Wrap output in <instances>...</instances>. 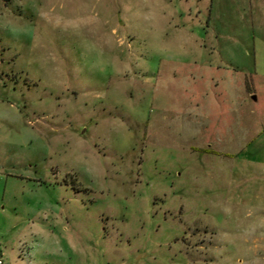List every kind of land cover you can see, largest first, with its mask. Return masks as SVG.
I'll use <instances>...</instances> for the list:
<instances>
[{
	"label": "rangeland",
	"instance_id": "374dc122",
	"mask_svg": "<svg viewBox=\"0 0 264 264\" xmlns=\"http://www.w3.org/2000/svg\"><path fill=\"white\" fill-rule=\"evenodd\" d=\"M0 259L264 264V0H0Z\"/></svg>",
	"mask_w": 264,
	"mask_h": 264
},
{
	"label": "crops",
	"instance_id": "0c3cea01",
	"mask_svg": "<svg viewBox=\"0 0 264 264\" xmlns=\"http://www.w3.org/2000/svg\"><path fill=\"white\" fill-rule=\"evenodd\" d=\"M198 61L194 60L193 64L195 65L193 67V73L191 76V80L192 83L196 82L197 78H201L202 76H205L203 73L201 74L202 71H200V67H197ZM212 68L211 63L209 62V65L207 67L208 71ZM217 69V67H216ZM210 73V72H209ZM212 72L209 74V76L211 77ZM212 79V78H211ZM214 84H217V80H214ZM189 94H190V102L186 107H183L184 109H186V112H188V116H190L193 119V122L195 124H199L201 125L202 121L205 124L207 123L208 126L211 128L210 131V137H212L211 140H209V142L211 143H218V142H227L228 140H232L231 137H229L228 139H225V136H229L230 133V129L226 127H223L226 123L225 120H223L222 118V111L223 109H221L219 104H212L211 102H200L201 100H203L202 95H206L207 92H201V90H199L196 86H193L192 88H190L189 90ZM253 95H251V98ZM254 99V98H253ZM242 102V101H241ZM202 120V121H201ZM223 127V129H222Z\"/></svg>",
	"mask_w": 264,
	"mask_h": 264
},
{
	"label": "built area",
	"instance_id": "2783aa9c",
	"mask_svg": "<svg viewBox=\"0 0 264 264\" xmlns=\"http://www.w3.org/2000/svg\"><path fill=\"white\" fill-rule=\"evenodd\" d=\"M0 264H2V261H1V259H0Z\"/></svg>",
	"mask_w": 264,
	"mask_h": 264
},
{
	"label": "water",
	"instance_id": "95a60500",
	"mask_svg": "<svg viewBox=\"0 0 264 264\" xmlns=\"http://www.w3.org/2000/svg\"><path fill=\"white\" fill-rule=\"evenodd\" d=\"M254 98V96H252Z\"/></svg>",
	"mask_w": 264,
	"mask_h": 264
}]
</instances>
